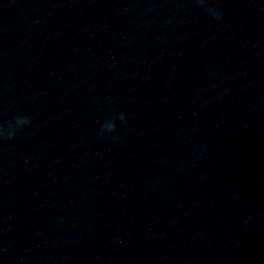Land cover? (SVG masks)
<instances>
[{
    "label": "water",
    "instance_id": "95a60500",
    "mask_svg": "<svg viewBox=\"0 0 264 264\" xmlns=\"http://www.w3.org/2000/svg\"><path fill=\"white\" fill-rule=\"evenodd\" d=\"M0 128V264H264V0H0Z\"/></svg>",
    "mask_w": 264,
    "mask_h": 264
},
{
    "label": "clouds",
    "instance_id": "9594fccd",
    "mask_svg": "<svg viewBox=\"0 0 264 264\" xmlns=\"http://www.w3.org/2000/svg\"><path fill=\"white\" fill-rule=\"evenodd\" d=\"M214 15H219L218 13H214ZM117 118L120 121H124L126 119L125 113L120 112L117 113ZM28 123V118L23 116H18L15 121L16 126H21ZM12 128V125H9ZM116 125L112 119L106 120L105 123L102 125V128L106 132H111L115 129ZM14 130V129H13ZM0 134H4V129L0 128ZM8 135H12V132H9Z\"/></svg>",
    "mask_w": 264,
    "mask_h": 264
}]
</instances>
